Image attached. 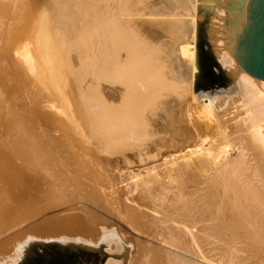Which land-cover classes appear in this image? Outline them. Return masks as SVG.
<instances>
[{
	"label": "bare ground",
	"instance_id": "bare-ground-1",
	"mask_svg": "<svg viewBox=\"0 0 264 264\" xmlns=\"http://www.w3.org/2000/svg\"><path fill=\"white\" fill-rule=\"evenodd\" d=\"M226 3L48 0L34 48L16 35L0 264H264V81L227 52Z\"/></svg>",
	"mask_w": 264,
	"mask_h": 264
},
{
	"label": "rangeland",
	"instance_id": "rangeland-1",
	"mask_svg": "<svg viewBox=\"0 0 264 264\" xmlns=\"http://www.w3.org/2000/svg\"><path fill=\"white\" fill-rule=\"evenodd\" d=\"M1 1L4 2V0H1ZM8 1H9V0H5V2H6V6H4V8L6 7V8H7V9L5 8L6 10H3V9H2L3 6H2V8H0V12H1V11H4V14H3V12H1V14H3V17L6 15L5 18L8 19V20L5 19L6 23L8 22V23L6 24V25H8V26H6L7 32H6V30H5V33H2L3 36H2V34H1V37H0V39H1V40H0V44H1V41L4 42V43H2L3 45L1 44V47H2V46L4 47V46L7 45V46H6L7 48H6V47H4L3 49L0 48V53L2 52V54L4 55V53H6V52H3V51H5V50H6V51H9V49L11 48L10 51H12V55H13V56L11 55V52H10V51L7 52V53H9V54H5V55H6V56H9V57H10V60H12V61H10V63H11V62H12V63L14 62V65H10V66H11V69H9V68H10V67L8 68V63H9V62L7 63V60H6V61L4 60V58L6 59L7 57H4V58H3V55L1 54L0 59L2 58V59L4 60V64L2 63V60H1V61H0V65L3 64L5 69H4L3 67L0 66V70L2 69V71H0V72H1V74H2V72H3L4 70L7 71V69H8L9 74H8V72L5 71V72H6L5 76H6L7 78H8L9 75H11V73H16V75L18 74L17 72L19 71V70H18V69H19V65L17 64V65H18V69H17L18 71L15 70V69H16V68H15V66H16L15 63H17V62H15L16 59L14 60V58L18 57V55L20 56V54L23 55V54H24L23 52H25V49H26V48H30V47H31V48H34V46H35V42H34V45H33V44L31 43V42H32L31 40H34V39L36 38L37 34L40 33L41 28H43L44 25H45V24H44L45 22L43 23V20H45V18H43V15H44V12H47V3H48V0H22L25 4L20 3L21 1L19 2L18 0H13L14 2H13L12 0L9 1V2H8ZM15 1H16V3H18V4H14ZM17 1H18V2H17ZM2 2H0V4H1ZM5 2H4V4H5ZM26 2H27L28 5L26 4ZM8 3H9L10 5H7ZM19 3H20V4H23V5H25V6H24V7H22L23 5H22V6H19V5H20ZM13 4H14L15 6H14ZM42 4H43V5H42ZM1 5H2V4H1ZM29 5H30V7H31L30 10H29V7H28ZM40 5H41V6H40ZM10 6H11V7H10ZM16 6H18V8H17L18 10H19V9L22 10V8H24L25 10L23 9L22 11H25V12H26V10H28V11H30V12H29V13L26 12V13H23V14H22V11H21V16H20V15L17 16L16 14H20V13H19L20 10H19V11L16 10V14H15L14 12H15ZM38 6H39V7H38ZM9 7H10V9H11V11H10L11 13H10V12H7V11L10 10V9H8ZM13 7H14V8H13ZM25 7H26V8H25ZM34 7H35V9H34ZM1 9H2V10H1ZM12 9H14L13 12H12ZM33 10H34V11H33ZM44 10H45V11H44ZM17 11H18V13H17ZM32 11H33V12H32ZM43 11H44V12H43ZM31 12H32V15L35 16L34 18H33V16L31 15ZM36 12H37V13H36ZM34 13H35V14H34ZM8 14L10 15V18H9V16H8ZM24 14H25V16H24ZM42 14H43V15H42ZM46 14L48 15V12H47ZM46 14L44 15V17H47ZM36 15H37V16H36ZM41 15H42V17H40L41 19H40V21H39L38 18H39V16H41ZM12 16H13V17H12ZM22 16H23V18H24V17H25V18L28 17L30 20H29L28 18H26V20H27V22H26L25 18L23 19ZM29 16H30V17H29ZM7 17H8V18H7ZM11 17H12L13 19H12ZM17 18H18L19 21L17 20ZM0 19H1V20H0L1 23H4V22H5L4 20H2V17H0ZM15 19H16V21L14 22V26H13V23H11V22H12V20L14 21ZM20 19H21V20H20ZM33 19H34V20H33ZM42 19H43V20H42ZM23 20L25 21V23L23 22ZM9 21H10V22H9ZM17 21H18V22H17ZM21 21H22L23 23H22ZM31 21H32V23H31ZM33 21H34V22H35V21H38L39 24L43 23V26L40 27L39 24H38V22H37V23L35 22V24L38 25V26H36V25H34ZM40 22H41V23H40ZM26 23H27V24H26ZM15 24H16L17 27L19 26L20 28H19V27L16 28V27H15ZM17 24H18V25H17ZM19 24H20V25H19ZM22 24L25 25L26 27L23 26ZM10 25H11V26H10ZM21 25H22V26H21ZM28 25H29V26H28ZM33 25H34V27L36 26L37 28H38V27L40 28V30L38 29L39 32H38V30H37L36 27H35L36 30L33 29V28H34ZM41 25H42V24H41ZM9 26H10V27H9ZM27 26H28L29 28H28ZM30 26H32L33 28L30 27ZM7 27H8L9 29H8ZM11 27H13V28L10 30ZM15 28H16V29H15ZM30 28L33 29V30L30 31V30H29ZM21 29H22V30H21ZM23 29H24V30H23ZM15 30H17V32H15ZM42 30H43V29H42ZM8 31H9L10 34H11V32H12V35H10V34H9V35L15 37L16 39L14 38L13 40H12V39L10 40V38H13V37H10L9 35H7ZM19 31H21V32H19ZM25 31H26L27 33H28L29 31H30V32H29V34H27V33H25ZM23 32H24V33H23ZM37 32H38V33H37ZM15 33H16V34H15ZM4 35H5V37H4ZM16 35H17V36H20V37L24 35V36L21 38L22 40L19 39L20 43H22V42L24 41L21 45L24 44V45L26 46V48H25L24 46H23V47H20V52H21V53H20L19 50L17 49V48H19L18 46H20V45H17V44H18L17 42H19V41H17V36H16ZM25 35H28V36L26 37ZM73 36H74L73 34H70V35H69L70 38H72ZM2 37H3L4 40L2 39ZM6 37L10 40L9 45L5 43V42L8 43V41H6V40H8ZM18 38H19V37H18ZM23 38H24V40H23ZM28 38H29V39H28ZM31 38H34V39H31ZM25 40H26V41H25ZM11 41H13V42H11ZM15 41H16V42H15ZM71 41H72V40H71ZM14 42H15V44L17 43L16 46H15ZM11 43H13V44H11ZM29 43H30V44H29ZM69 43H71V42H69ZM5 44H6V45H5ZM26 44H28V45H30V46H27ZM13 45H14L15 48L12 47ZM21 48H22V49L25 48V49H23L24 51L21 50ZM1 49H2L3 51H2ZM4 49H5V50H4ZM14 49H15V50H14ZM16 49H17V50H16ZM22 51H23V52H22ZM14 52H15V53H14ZM16 52H17L18 55L16 54ZM19 53H20V54H19ZM12 57H13V58H12ZM182 59L187 60L185 57H183ZM8 60H9V59H8ZM13 60H14V61H13ZM5 63H7V64H6L7 69H6ZM10 63H9V64H10ZM12 63H11V64H12ZM3 65H2V66H3ZM12 66H14V67H12ZM14 68H15V69H14ZM12 69L15 70V71H12ZM9 70H11L12 72L9 71ZM5 72H3V75L0 77V80H2L0 83H2L3 85H4V83H5V85H6V86H3V85L1 84L3 87L1 86V88H0V91H1V89L3 90L2 93H0V95H1V97H3L4 100H3L2 98H0V99L3 100L4 102H5V101H6V102H9V103L11 102V104H12V102H13L12 105L15 106V105H16L15 103L18 102L17 100H19V98L25 96V91H24V89H20V88H18V86H16V85H18V84H14V86L10 85V84H13V81H14V82H17V81H15V80H12V79H14V78L17 79V76L14 74L13 76H11V78L13 77L12 79H11V78H8L9 80H10V79L12 80V81L10 80L12 83H11V82L9 83V80L4 76V73H5ZM1 74H0V75H1ZM7 75H8V76H7ZM14 76H15V77H14ZM3 77H4V78H3ZM22 77H23V76H22ZM1 78H2V79H1ZM3 79H4V80H3ZM5 79H6L8 82H7ZM3 82H4V83H3ZM8 83H9V84H8ZM7 85H10V87L7 86ZM15 86H16V87H15ZM5 87H8V89H7L8 92H7V90H6ZM11 87H12V89H14L13 87H15L16 89H15V90H12ZM32 87H33V91L37 90V88H36L37 86H36V87H35V86H32ZM34 88H35V89H34ZM19 91H20V92H19ZM37 91H38V90H37ZM23 92H24V93H23ZM3 93H5L6 95L3 94ZM34 93H37V92L35 91ZM20 95H21V96H20ZM9 96H10V97H9ZM12 96L14 97L12 100H14V101H11V100H10V101H7L6 98L8 97V99H11ZM5 97H6V98H5ZM16 97H17V98H16ZM18 97H19V98H18ZM22 101H24V100H22ZM14 102H15V103H14ZM0 103H1V102H0ZM12 105L9 104V107H10V106L12 107ZM16 106H17V105H16ZM16 106H15V108H16ZM15 108H14V112L17 110V109L15 110ZM44 109H45V108H44ZM0 110H1V113H3L4 115H6L4 120H5V122H7V120H8V122L5 123V124L9 126V127L7 128V126H5L4 123H3V125L1 124V123H2L1 119L4 118L3 114H1V119H0V121H1V123H0L1 126H0V127H1V128H0V129L2 130V128H3V126H4V127L6 128L5 131H8V129H9V131H10V129H11L12 132H13V131L17 132V131H16V126H15V124L13 125V123H12L13 120H11L12 122H10V120H9V119L12 118V117H10L11 115L14 116V115H13L14 113H13V111H12L13 109H11V111H12L11 113H13V114L10 113L11 115L9 114V111H10V110L8 111V113H6L7 111H5L4 109H3V110L0 109ZM45 110H46V109H45ZM3 111H4V112H3ZM46 111H48V113H47ZM46 111H44L45 113H44L43 111H41V113H43V114H46V113H47V114H51V112L49 111V109L46 110ZM49 112H50V113H49ZM8 114H9L10 116H9ZM7 115H8L9 117H7ZM2 117H3V118H2ZM6 118H7V120H6ZM8 118H9V119H8ZM12 119H14V117H13ZM10 126H11V128H10ZM13 128H14L15 130H12ZM3 129H4V128H3ZM5 131H3V130L0 131V136H2L3 134H5V133H6ZM9 131H8V132H9ZM12 132H11V133H12ZM15 132H14V134H15ZM7 134H8V133H7ZM7 134H5V135H7ZM14 134H10V133H9L7 136H10V137H11V135H13V136H12V139H13V137L15 138ZM5 135H3L2 137H4ZM16 135H17V134H16ZM2 137H0V138H2ZM10 137H8V138H10ZM4 138H5V137H4ZM4 140H5V141H4ZM4 140H3V138H2V140L0 139V141H2V142H8V140L11 141L10 139H7V138H5ZM13 140H14V139H13ZM157 162H158V159H157V161H155V163H157ZM135 170H136V168H135ZM22 190H23V189H22ZM27 190L29 191V189L26 188V191H27ZM23 191H25V188H24ZM26 191H25V192H26ZM28 191H27V192H28ZM10 193H11V192H10ZM10 193H9V194H10ZM10 196H12V194H11ZM13 196H14V194H13ZM9 210H10V209H8V211H9ZM10 211H11V210H10ZM12 212H13V209H12ZM12 212H10V214H11ZM10 214H9V216H10ZM11 215H12V214H11ZM8 218H9V217H8ZM39 218H40V219H39ZM41 218H42V217H37L36 219H34V221L30 222L31 224H30V223L27 224L28 226L30 225L29 227L26 226V224H23V225H22L21 223H19V225H18V224H17V225H16V224H12V225L14 226L15 230H17V231H15V230L13 229L14 231H12V233H15V235H16V234H18L17 232L19 231L20 234L23 235V233H21L22 230H26V229H32V228H34V227H32V226L36 225V224L39 222V220H41ZM124 220H125V219H121V224H122V225H123V224L125 223V221H126V220H125V221H124ZM112 222L116 223V225H117L119 228L122 226V225H120V224L118 223V222H120L119 220H114V219H113ZM126 222H127V221H126ZM17 223H18V222H17ZM126 224H127V223H125V225H123L124 227L126 226V228H124L123 226L121 227V230H123L122 232H123L124 234H127V235L130 237L131 240H133V241L135 240V242H136L137 240H138V241H142V242H144L145 239H143L142 237H140L139 235H137L138 233H136V232H135V233H133V232L131 233V232H130L131 229H130V227H129L130 225L128 226L129 228H127V225H128V224H127V225H126ZM18 226H22V227H24V228H22V227L19 228ZM16 227H17L19 230H18ZM27 227H28V228H27ZM25 228H26V229H25ZM123 228H124V229H123ZM8 229H9V228H8ZM20 229H21V231H20ZM127 231H129L130 234H128L129 232H127ZM131 231H132V230H131ZM12 233H11V235H9V233H8V234H5L4 236H5L6 238H10L11 236H12V237L15 236L14 234L12 235ZM20 234H18L17 237H16V238H20V239H16V240L22 241V240H24V239L27 238V235H28V234H25V236L23 235V238H22V236H21ZM18 236H19V237H18ZM12 237H11V238H12ZM139 238H141V239L139 240ZM3 240H4V239H3ZM3 240H2V241H3ZM2 241H0V260H1L2 258L7 257L8 255L10 256V253H11V255L13 254V253H12V252H13V249H11V248H12L13 245H14V244H13V241H14V240H12V243H11L10 241H9V242L3 241L4 243H2ZM10 244H13V245H10ZM11 246H12V247H11ZM11 251H12V252H11ZM221 253H222V252H221ZM221 253L218 252V254H220V255H218V256L222 257L223 254H221ZM1 255H2V256H1ZM221 255H222V256H221ZM218 256L216 255V257H218Z\"/></svg>",
	"mask_w": 264,
	"mask_h": 264
},
{
	"label": "water",
	"instance_id": "water-1",
	"mask_svg": "<svg viewBox=\"0 0 264 264\" xmlns=\"http://www.w3.org/2000/svg\"><path fill=\"white\" fill-rule=\"evenodd\" d=\"M224 32L228 54L264 81V0H227Z\"/></svg>",
	"mask_w": 264,
	"mask_h": 264
}]
</instances>
